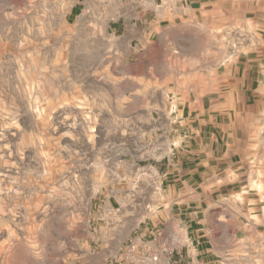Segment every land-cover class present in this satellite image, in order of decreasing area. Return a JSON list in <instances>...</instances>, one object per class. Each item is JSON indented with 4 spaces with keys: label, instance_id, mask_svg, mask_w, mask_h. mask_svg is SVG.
<instances>
[{
    "label": "rangeland",
    "instance_id": "rangeland-1",
    "mask_svg": "<svg viewBox=\"0 0 264 264\" xmlns=\"http://www.w3.org/2000/svg\"><path fill=\"white\" fill-rule=\"evenodd\" d=\"M151 1L0 0V264H139L122 249L158 203L154 142L117 73ZM257 133L250 167L207 200L238 211L221 219L241 264H264V116Z\"/></svg>",
    "mask_w": 264,
    "mask_h": 264
},
{
    "label": "crops",
    "instance_id": "crops-1",
    "mask_svg": "<svg viewBox=\"0 0 264 264\" xmlns=\"http://www.w3.org/2000/svg\"><path fill=\"white\" fill-rule=\"evenodd\" d=\"M120 36L121 100L153 139L158 193L151 220L130 242L155 247L159 262L144 264H241L234 225L221 219L238 211L212 213L207 200L209 188L238 182V170L255 160L264 116V0H152ZM213 222L234 236H216Z\"/></svg>",
    "mask_w": 264,
    "mask_h": 264
},
{
    "label": "built area",
    "instance_id": "built-area-1",
    "mask_svg": "<svg viewBox=\"0 0 264 264\" xmlns=\"http://www.w3.org/2000/svg\"><path fill=\"white\" fill-rule=\"evenodd\" d=\"M160 237H161V233H158L156 235L157 242H159ZM154 248L153 246L152 248L145 246L144 250H139L135 244L130 243L129 245L125 246L122 249V253H123L122 255L125 256L126 258L135 257V259L139 260L138 261L139 264H144L147 258H149L150 262L152 263H158L159 254Z\"/></svg>",
    "mask_w": 264,
    "mask_h": 264
}]
</instances>
